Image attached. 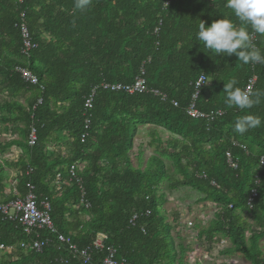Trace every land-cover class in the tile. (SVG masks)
Instances as JSON below:
<instances>
[{"label": "trees", "instance_id": "16d2710c", "mask_svg": "<svg viewBox=\"0 0 264 264\" xmlns=\"http://www.w3.org/2000/svg\"><path fill=\"white\" fill-rule=\"evenodd\" d=\"M75 4L76 0H24L21 10L27 14L33 42L38 45L26 65L20 54L19 6L16 0H0V124L22 125L12 130L20 132L22 141L0 142V154L18 145L27 158L18 162L19 182L9 197L4 195L8 177L0 165V202L24 196L31 183L38 201L51 203L58 231L81 247L106 234V244L117 249L119 261L183 264L189 248L182 239L177 244L172 235L178 214L174 212V224L170 223L163 187L168 183L170 192L191 188L202 195L197 203L220 206L209 226L199 230L200 244L206 239L211 250V245L224 239L230 244L222 255H239L250 264H264L260 246L264 238V169H259V159L264 156V97L251 109L241 110L226 103L224 92V84L233 79L244 90L254 73L258 80L253 93L264 91V64H243L235 55H216L196 39L201 21L210 26L214 20L229 19L237 28L246 27L250 35L251 27L235 17L227 0H89L83 9ZM257 38L264 54V36L257 34ZM20 65L32 71L42 90L25 84L14 73ZM142 68L147 88L159 91L165 101L151 93L128 95L100 88L103 83L132 84ZM201 75L209 83L200 92L198 109L223 112L210 125L185 112ZM96 87L90 129L81 143L84 104ZM28 93L21 103L20 98ZM39 99L43 101L33 111ZM244 115L258 116L261 126L236 133L234 124ZM32 124L38 130L34 147L28 145ZM148 126L161 128L167 138L162 141L158 136L153 147L160 156L150 157L142 169L134 166L131 152L139 129ZM50 144L64 147L66 156L49 152ZM227 152L238 160L237 170L228 167ZM164 159L171 161L180 177L169 173ZM80 163L85 164L79 177L87 191L88 210H77L80 192L76 184L54 186L59 174L67 175L71 166ZM255 188L258 196L248 210V197ZM135 214L140 218L132 226ZM253 228L262 232L251 231ZM25 240L22 229L0 214V245L15 248L12 256L0 253V264H82L53 245L42 253L17 246Z\"/></svg>", "mask_w": 264, "mask_h": 264}, {"label": "built area", "instance_id": "2783aa9c", "mask_svg": "<svg viewBox=\"0 0 264 264\" xmlns=\"http://www.w3.org/2000/svg\"><path fill=\"white\" fill-rule=\"evenodd\" d=\"M20 13H19V29L21 36V50L20 54L27 65L32 57V53L38 48V45L33 42L32 33L30 31L27 14L25 11L21 10L24 5V0H16ZM169 2V1H168ZM166 3L168 5L169 3ZM162 22H160L161 24ZM251 43L253 47L258 49L257 44V33H251ZM1 56V51H0ZM1 63V59H0ZM20 65L16 66L14 69V73L18 74L22 81L31 86V87H39L41 90L43 89L40 86L39 79L32 73V71L26 66ZM254 71L255 67L252 66ZM257 76L254 73L253 76L249 79L246 84L245 91L253 94L255 85L257 83ZM209 81L205 75H201L197 81L195 82L194 93L189 101V104L185 110L186 115L194 120H202L210 125L215 122L217 118L223 116L222 111L212 112V113H203L198 109V99L201 90L208 85ZM105 91L112 92H122L128 95L134 94H154L155 96L161 97L163 101L166 100V97L161 94L157 90H149L147 88V80H146V72L144 68L141 69L140 74L136 77L135 81L132 84H109L103 83L100 87ZM97 87L94 88L91 93L86 98L84 107H85V133L81 136V143H84L87 139V132L90 129V118L91 111L94 108V101L97 93ZM42 99H39L36 105L32 108L33 111L36 110L37 106L42 103ZM175 106L177 104L175 103ZM32 120H34V116H32ZM38 142V130L34 124L30 127V133L28 136V145L30 147H34ZM233 145L235 147H240L245 150L244 146L239 145L234 142ZM164 148H166L164 146ZM50 151H55V146L49 148ZM61 156H66V151L60 152ZM226 161L227 165L230 169L237 170L238 169V160L233 156L231 152L226 153ZM85 167V164H77L73 165L69 168L68 174L66 177L61 178L57 177L54 182V185L58 188L62 186L71 187L73 184H76L79 192H80V203L77 207V210L90 208V203L87 200V191L84 187L82 179L79 177V172H81ZM259 169H264V156L259 159ZM32 173V169L27 172V175ZM256 185H259V178H256ZM214 187L220 189V187L212 183ZM258 196L257 189H253L248 197V210L253 208V202ZM171 202L174 199H170ZM220 206L213 202H205V203H197V205L193 208H178L176 212L178 214V223L176 228L178 230H189V233L193 240H195V246L190 245L192 252L190 253V259H195L196 255H201L202 257L209 258L208 253H204L202 249V244H207V240L203 239V243L200 244L198 240L199 230L207 228L215 217V212L218 210ZM232 208V206H231ZM197 212H196V211ZM52 207L49 201L39 202L35 195V187L28 183L26 185V194L24 196H19L15 200L10 202H0V214L8 221L17 223V225L22 229L23 233L27 237V240L20 242L17 246L26 251H33L35 253H42V251L46 248H49L53 245L59 252L64 254H69L70 256L78 259L82 264H129L125 260L119 261L117 259L118 252L117 249L113 246H108L106 243L109 240L108 235L99 234L96 239L92 242L91 245L87 247H81L79 244L75 243L70 236H66L61 234L56 228L54 221L51 216ZM249 211L245 212V215L249 214ZM150 215V212L147 213V216ZM140 215H133L130 220V224L132 226L136 225V222L139 220ZM255 230L258 232H262L261 228H253L251 231ZM45 231L49 233V237L43 238L40 232ZM144 232V229H142ZM251 231L246 233V237H249ZM264 240V238L262 239ZM223 242V241H221ZM15 248L13 246H5L0 245V253L7 254L12 256ZM224 256V255H223ZM94 257L99 258L97 262L94 261ZM223 263H233L231 257L225 256L222 258Z\"/></svg>", "mask_w": 264, "mask_h": 264}, {"label": "clouds", "instance_id": "9594fccd", "mask_svg": "<svg viewBox=\"0 0 264 264\" xmlns=\"http://www.w3.org/2000/svg\"><path fill=\"white\" fill-rule=\"evenodd\" d=\"M89 0H76L75 7L85 8ZM226 6L232 10L235 17L252 31L264 36V0H227ZM196 39L203 47L216 55H235L243 64H264V54L251 43V36L246 27L237 28L229 19L214 20L210 26L201 21ZM237 81L231 80L224 84L226 103L238 109H251L260 103L264 91L250 94L236 87ZM261 119L254 115H244L236 120L233 130L244 134L249 129L261 126Z\"/></svg>", "mask_w": 264, "mask_h": 264}, {"label": "rangeland", "instance_id": "374dc122", "mask_svg": "<svg viewBox=\"0 0 264 264\" xmlns=\"http://www.w3.org/2000/svg\"><path fill=\"white\" fill-rule=\"evenodd\" d=\"M137 136L134 142V144L136 145H134V149L131 152V159L135 167H141L143 169L147 166V163L150 157L160 156V154L157 151H155L156 150L155 148L154 149L148 148V144L150 142V136H148L147 134H143V133L140 136L138 137ZM141 138L145 140V143L138 141V139H141ZM161 138H162V141H165L167 137L166 135H161ZM144 144L147 145L146 148L144 147L145 146ZM164 146L165 145L162 144L163 151H165ZM146 149L150 151L149 154H146ZM164 162L166 163L170 174L176 177H180L179 175L175 174L174 168L169 159H164ZM163 188L168 196L167 204L164 206V209L167 213L169 222L172 224H174L173 218H174V212H176V209L188 208V207L193 208L197 205L198 199L202 197L201 194L197 193L195 190L191 188H181L177 191L170 192L168 183H165ZM170 199H174V201L171 202ZM246 216H247V220L251 223V218L249 214H247ZM172 235L175 238L177 244L180 243L179 239H182L183 243L189 248V251L186 254L183 264H224L222 258L225 256H223L221 252L224 251L227 248V246L230 244L229 241L224 240V239H219L217 243L210 246L213 248L211 250L209 249L208 244H202L201 247L204 250V253L209 254V258L205 259L206 257H202L199 254V255H196L195 259H190L189 256H190V253L192 252L190 245L195 246V240L192 239L189 233V230H185V229L178 230L175 225L172 230ZM260 246L264 249V240L260 241ZM231 260L234 262L226 263V264H250L247 260H245L239 255L232 256Z\"/></svg>", "mask_w": 264, "mask_h": 264}, {"label": "crops", "instance_id": "0c3cea01", "mask_svg": "<svg viewBox=\"0 0 264 264\" xmlns=\"http://www.w3.org/2000/svg\"><path fill=\"white\" fill-rule=\"evenodd\" d=\"M44 38L48 39V37L46 35H44L43 39ZM1 89L2 88L0 85V92H1ZM0 96H1V94H0ZM26 96H29V93H28V95L27 94L24 95L23 98H20L21 103H24V97H26ZM13 128L18 130V129L22 128V125H18L16 127L9 125L7 127L5 125L0 124V142L7 143V142H11V141H22L20 132H16V131L13 132L12 131ZM142 133L150 136V142L148 144L149 149H154L153 144H156L158 142V140H157L158 136L161 137V135H166L164 130H162L161 128H155L153 126L141 127L139 129V134L141 135ZM149 133H150V135H149ZM139 134H138V136H140ZM138 141L145 143V140L142 138L138 139ZM162 144H164V143H162ZM144 145H145L144 147L146 148L147 145L146 144H144ZM52 146H55L54 152H57V153H60L61 150L62 151L65 150L64 147H60V146H57L55 144H53V145L50 144V146H48V148H47L49 152H53V151L49 150V148H51ZM137 149H138V147H137ZM149 153H150V151L146 149V154H149ZM22 160L27 161V158H26L24 150L18 145L13 146L12 148L8 149L5 153L0 154L1 168L4 170L6 177H8V181H7L8 185H7L5 193H4L5 197H9L13 193L15 194V192H16L15 189H16L18 182H19L18 178H19V172H20L18 162H20ZM20 176H21V174H20ZM57 177L58 178L59 177L64 178V177H66V175L59 174ZM42 232H45V231H42Z\"/></svg>", "mask_w": 264, "mask_h": 264}]
</instances>
